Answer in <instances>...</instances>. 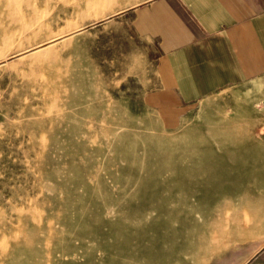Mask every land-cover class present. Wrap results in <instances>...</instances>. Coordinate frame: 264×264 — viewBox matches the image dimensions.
I'll list each match as a JSON object with an SVG mask.
<instances>
[{"label":"rangeland","instance_id":"1","mask_svg":"<svg viewBox=\"0 0 264 264\" xmlns=\"http://www.w3.org/2000/svg\"><path fill=\"white\" fill-rule=\"evenodd\" d=\"M143 1L0 0V264H264V79L162 110Z\"/></svg>","mask_w":264,"mask_h":264},{"label":"crops","instance_id":"2","mask_svg":"<svg viewBox=\"0 0 264 264\" xmlns=\"http://www.w3.org/2000/svg\"><path fill=\"white\" fill-rule=\"evenodd\" d=\"M125 15L154 48L152 101L170 114L264 79V0H145Z\"/></svg>","mask_w":264,"mask_h":264}]
</instances>
